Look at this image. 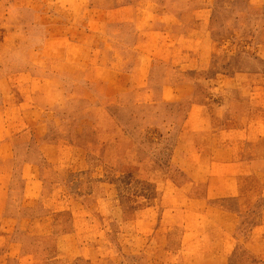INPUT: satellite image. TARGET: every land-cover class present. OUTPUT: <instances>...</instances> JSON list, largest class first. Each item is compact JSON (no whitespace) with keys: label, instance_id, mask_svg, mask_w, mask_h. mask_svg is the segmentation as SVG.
<instances>
[{"label":"rangeland","instance_id":"1","mask_svg":"<svg viewBox=\"0 0 264 264\" xmlns=\"http://www.w3.org/2000/svg\"><path fill=\"white\" fill-rule=\"evenodd\" d=\"M214 145L264 158V0H0V264L206 263L190 200L221 171ZM248 168L226 264H264Z\"/></svg>","mask_w":264,"mask_h":264},{"label":"crops","instance_id":"2","mask_svg":"<svg viewBox=\"0 0 264 264\" xmlns=\"http://www.w3.org/2000/svg\"><path fill=\"white\" fill-rule=\"evenodd\" d=\"M86 34H88L89 37H92V40L95 39L96 35L94 31H86ZM75 44L77 47H80V54L77 53L76 55H73L71 57L67 55L60 64L62 67H65L67 70H69L68 72L75 71L76 69L81 67L82 62L87 59V56L89 58V52L91 50V48L89 49V47H92V44L87 45L86 43L80 41L76 42ZM85 51L86 55L84 56V58H82V53H85ZM115 82L116 81L113 79H110L107 82L108 89H115L114 92H116L117 90ZM120 86L122 88L123 84ZM129 86L134 89L142 87V85H140L139 83L129 84L126 82L123 88L128 89ZM165 90L166 86H164L160 92L161 100L165 98ZM107 94H113V92H108ZM191 110L188 113L187 119H191ZM182 134L183 132L180 131L179 135L181 136ZM181 143V139H175L172 146L170 159L171 162L173 161V159H175V153L177 152V149ZM193 146L201 148L200 154H198L200 158L204 156L205 159L210 158L211 160H214L215 157L212 154L209 156L203 155L202 145L192 144V146L190 147ZM74 147L80 148L81 146ZM214 147L217 148L218 151L222 152V155H224V157H222L223 159H221L219 162V164L221 165V171L207 174V187L205 193H201L197 196L193 193V196L195 197L190 200V202L196 204V212L200 215V218H198V223H194L191 230L193 243L195 246L194 251L198 253V255L194 256L193 258L204 260V262L206 263L203 264H209V261L214 260H220L221 264H226L229 253L232 250V245L234 244V236L239 227L241 217L239 208L230 205L229 202H241L243 187L240 175H244L243 170H246L248 166L250 167L255 163H260V173L261 175H264V158L260 160L253 158L251 160L235 161L236 164H238V167L236 165L232 166L231 163L234 162V155L231 150L232 147L228 145H214L213 148ZM201 160L202 159H200L199 161ZM240 164H243V166L247 164V166L244 169H241L242 165ZM248 169L249 171L251 170L250 168ZM262 216V223H260L259 226H254L253 228H251L252 230L250 229L249 238L246 242V244L249 246L264 239V206L262 210ZM186 232L187 234H189V230H186ZM186 232L184 233V236L186 235ZM180 249H182L181 252L183 253V256L188 253L187 249ZM182 260V263H184L186 261V257H182Z\"/></svg>","mask_w":264,"mask_h":264}]
</instances>
